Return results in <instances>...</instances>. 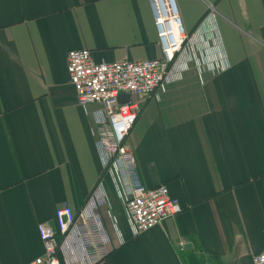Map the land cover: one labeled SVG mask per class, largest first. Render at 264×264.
<instances>
[{
	"label": "crops",
	"instance_id": "1",
	"mask_svg": "<svg viewBox=\"0 0 264 264\" xmlns=\"http://www.w3.org/2000/svg\"><path fill=\"white\" fill-rule=\"evenodd\" d=\"M176 1L187 40L163 86L135 97L127 143L144 184H167L181 211L135 235L98 148L99 106L78 103L67 65L74 49L162 58L150 0H0V264L41 256L38 225L96 193L112 248L99 264H251L262 252L264 0Z\"/></svg>",
	"mask_w": 264,
	"mask_h": 264
},
{
	"label": "built area",
	"instance_id": "2",
	"mask_svg": "<svg viewBox=\"0 0 264 264\" xmlns=\"http://www.w3.org/2000/svg\"><path fill=\"white\" fill-rule=\"evenodd\" d=\"M150 3L162 58L98 62L89 49H74L68 53L67 65L78 103L99 106L95 112L98 148L105 168L119 187L135 235L181 211L180 200L171 194L167 184L154 187L144 184L135 154L127 143L139 117L140 106L135 97L151 96L163 86L188 37L176 0H150ZM125 94L131 95L132 100L120 104V97ZM96 194L76 211L65 202L56 210L55 223L38 225L44 253L30 264H63L62 254L68 249L71 251L66 256L68 264H99L109 257L111 239L97 212L100 196ZM251 264H264V248Z\"/></svg>",
	"mask_w": 264,
	"mask_h": 264
},
{
	"label": "water",
	"instance_id": "3",
	"mask_svg": "<svg viewBox=\"0 0 264 264\" xmlns=\"http://www.w3.org/2000/svg\"><path fill=\"white\" fill-rule=\"evenodd\" d=\"M131 102V95L125 94L120 97V104H126Z\"/></svg>",
	"mask_w": 264,
	"mask_h": 264
}]
</instances>
